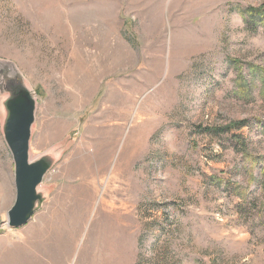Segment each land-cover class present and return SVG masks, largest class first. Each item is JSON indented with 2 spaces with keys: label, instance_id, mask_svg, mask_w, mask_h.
<instances>
[{
  "label": "rangeland",
  "instance_id": "1",
  "mask_svg": "<svg viewBox=\"0 0 264 264\" xmlns=\"http://www.w3.org/2000/svg\"><path fill=\"white\" fill-rule=\"evenodd\" d=\"M263 6L0 0V264H264V24L243 16ZM6 74L36 99L30 159L53 162L20 228Z\"/></svg>",
  "mask_w": 264,
  "mask_h": 264
},
{
  "label": "water",
  "instance_id": "2",
  "mask_svg": "<svg viewBox=\"0 0 264 264\" xmlns=\"http://www.w3.org/2000/svg\"><path fill=\"white\" fill-rule=\"evenodd\" d=\"M7 97L3 102V136L14 164L15 198L7 211L6 226H24L38 209L43 198L38 188L52 166L49 156L30 159L31 129L35 120L36 99L22 79L3 76Z\"/></svg>",
  "mask_w": 264,
  "mask_h": 264
},
{
  "label": "trees",
  "instance_id": "3",
  "mask_svg": "<svg viewBox=\"0 0 264 264\" xmlns=\"http://www.w3.org/2000/svg\"><path fill=\"white\" fill-rule=\"evenodd\" d=\"M261 8H264V6ZM243 16H244V20L246 21V23H250L254 26H256L258 24H264V11L262 9L259 10L257 8L249 7L244 11ZM263 83H264V80H263ZM247 123L248 122H246L245 120H241V121L234 123L233 125H230V126H223V127H217V128L206 127V128H204V131L213 132V133H216V132H218V133H229L231 131L232 127L244 126ZM261 127H262V130H261L262 134L264 135V122L262 123ZM230 138L232 139L233 142H235L234 148L237 149L238 151H241V153H243L244 159H249L251 162H254V160L257 159L256 157L248 158L249 154L246 150L245 141L240 135L231 134ZM259 184H260V188H261L263 195H264V167L261 170V177L259 180Z\"/></svg>",
  "mask_w": 264,
  "mask_h": 264
}]
</instances>
